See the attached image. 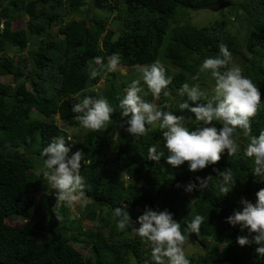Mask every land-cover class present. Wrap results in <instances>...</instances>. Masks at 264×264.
<instances>
[{"label": "trees", "instance_id": "16d2710c", "mask_svg": "<svg viewBox=\"0 0 264 264\" xmlns=\"http://www.w3.org/2000/svg\"><path fill=\"white\" fill-rule=\"evenodd\" d=\"M87 1L0 0V23L4 24L0 77H9L14 83L0 81V264H153L149 245L132 227L119 231L112 219V209L125 205L134 227L139 226L136 208L141 215L146 207L167 210L182 228L196 215L203 216L199 235L192 233L203 254L187 257L190 264H264L255 245L236 243V237L246 235V230L241 232L225 222L234 211L242 210L241 198L253 202L256 191L264 188V182L252 176V159L243 154L248 143L243 130L234 132L240 148L236 156L229 157L225 150L217 164L198 172H190L187 162L179 167L169 165L167 170L164 158L160 162L147 158L150 146L163 148L161 130L147 125L145 136L132 137L119 126L118 107L124 89L139 76L136 66L159 59L172 78L169 95L162 92L154 99L149 93L144 98L163 111L181 115L178 105L187 99L178 94L182 84L198 83L207 93L201 102L212 95L210 73L201 74L198 81L191 79L202 61L218 54L223 43L235 62L243 45L250 54L241 61L244 75L261 91V111L251 119L252 134L259 135L264 130V0H244L236 7L231 4L241 18L240 25H246L243 44L219 21L203 28L189 24L170 28L179 15L216 6L218 0H89L109 15L116 9L119 12L121 4L125 6L123 18L118 13L113 17V22L120 19L119 25L112 26L115 30L107 28L109 16L83 17L81 8ZM24 17L26 27L13 30L12 24ZM10 49L16 50V58L8 55ZM116 52L122 57L120 67L130 68L126 80L115 84L114 72L89 79L88 62L96 56L106 62ZM101 82L102 94H95ZM89 95H102L116 108L106 129L87 130L74 120L77 114L71 111L72 105ZM166 96L172 98L171 103H165ZM183 114L192 118L188 127L194 129L192 114ZM71 119V126L81 127V132L72 134L69 155L80 150L85 160H92L91 165L82 161L80 170L88 184L89 202L86 206L80 203L78 217L69 213L68 206L56 209L60 219L50 235L56 200L55 191L38 175L43 168L41 152L54 136L63 135L67 140V132L57 121ZM111 148L113 156L106 158ZM213 168L233 170L236 183L228 194L222 196L214 187L215 178L208 189L185 190L190 182L196 183L197 176H215ZM83 220L91 223L89 228H83ZM97 220L100 228L95 226ZM7 221H23V225ZM76 245L88 249L92 258L83 256Z\"/></svg>", "mask_w": 264, "mask_h": 264}, {"label": "clouds", "instance_id": "9594fccd", "mask_svg": "<svg viewBox=\"0 0 264 264\" xmlns=\"http://www.w3.org/2000/svg\"><path fill=\"white\" fill-rule=\"evenodd\" d=\"M3 28L4 24L0 23V30ZM121 61L122 57L118 52L107 56L106 62L102 56L93 57L88 62L89 79L115 72ZM136 71L139 76L130 82L124 89L122 98H119V126L132 137L145 136L148 133L147 125L158 126L162 133L163 148L158 150L157 145L150 146L147 150L149 161L160 162L164 158L172 167H179L187 162L190 172L201 171L217 164L225 150L229 157L237 155L240 148L234 139V132L242 129L243 135L248 138L243 154L253 161L252 176L264 182V130L259 135H254L251 126V119L262 108L261 91L233 61V54L226 45L221 43L218 54L207 56L200 64L197 74L191 78L198 81L201 74L210 73L214 85L212 95L206 102H201V98L207 97V93L201 90L198 83H184L179 88L178 94L187 97L178 105L181 115L163 111L157 104L144 98L149 93L154 99H158L162 92L169 95L167 89L172 78L167 75V70L159 59L150 64L137 65ZM71 111L77 114L74 120L81 127L99 131L106 129L112 122L111 117L116 108L102 95H89L74 103ZM185 111L194 117V129L188 127L192 118L185 116ZM57 124L62 127L63 123L58 120ZM69 141V136L67 140L63 135L54 136L41 152L44 157L43 168L38 175H42L48 186L55 191L54 215L55 210L62 206L71 207L77 202L86 206L89 202L85 191L88 184L80 170L82 161L83 164L91 165L92 160H85L80 150L69 155ZM213 172L215 176H197L196 183L190 182L185 190L191 192L194 189H208L215 178L217 182L214 187L222 196L228 194L236 183L233 170L213 168ZM240 204L242 210L234 211L225 222L232 227L238 226L241 232L246 230V235L236 237L239 246L255 245L256 255L264 256V188L256 191L255 203L241 198ZM126 207L113 208L112 219L119 231L124 232L132 227L134 233L149 245L153 264H190L184 245L190 234L199 235L200 225L205 219L203 216L196 215L182 228L181 223L174 220L167 210L153 211L146 207L135 222L139 226L134 227L129 214L124 210ZM55 217L60 219L57 215ZM95 226L101 227L99 220L95 222Z\"/></svg>", "mask_w": 264, "mask_h": 264}, {"label": "rangeland", "instance_id": "374dc122", "mask_svg": "<svg viewBox=\"0 0 264 264\" xmlns=\"http://www.w3.org/2000/svg\"><path fill=\"white\" fill-rule=\"evenodd\" d=\"M243 1L244 0H225L224 2H226V3L224 5V7H221V5H220V6H212V7H208L205 9L196 10V11H186L185 15H183V16L179 15L178 16L177 22H171L170 28H173L176 25H185V24H189L191 26H194L195 28H203V27L210 26L213 23L219 21V22H223L227 26L228 30L230 31V33L232 35H235V36L237 35L240 43L243 44V42L246 38V34H247L246 25L244 22L242 23V26L240 25L241 18L238 17V14H237L235 8L231 7V4L235 5V7H236L239 2H243ZM118 7H119V9H121V10H119V12L116 9L112 13V15H109L107 10H100V9L94 8L92 3L88 0L86 5L81 8V11L85 14V16H83V17L86 19L91 18V17L100 18V17L109 16L110 19L108 20L109 22L107 24V28L108 29H111V28L114 29V27H112V26L119 25L120 19L119 20L117 19L118 21L113 22V17L116 16L117 13L120 14L122 16V18L124 16L123 11L125 9V6L123 4H121ZM240 12L241 11H239V13ZM72 18L79 19V16H72ZM25 25H26V17H24L23 19H17L12 24V28H13V30H19V29L25 28ZM52 31L55 32V29H52ZM238 50H239V52L237 55V59L235 60V63L238 64L243 69V74H244V66L242 65L241 61L242 60L244 61V56L249 57L250 54L247 51V49L244 48L243 45H242V47H239ZM8 55L9 56H15V58L18 56L16 50H14V49H10ZM23 55L25 56L26 54L23 53ZM170 70H172V69H170ZM129 72H130V68L123 67V66L119 67L114 72V74L116 75L115 84L120 85V83L122 81H125L126 80L125 76ZM0 81L3 83H9V84L14 86V83H12V81L10 80L9 77H0ZM26 86H28V88L30 89L28 83H26ZM103 86H104V84H103V82H101L99 84V86L96 87L95 94L96 93L102 94ZM211 92H212V90H211ZM165 100H166L165 103L169 104V103H171L172 98L170 96H166ZM72 120L66 121L65 123L62 124V127L65 129L68 136L71 138V141H69L70 145L73 144L71 142H74L72 134L76 133V132H81V127L71 126V124L69 122H71ZM151 126L152 127H158V126H153V125H151ZM113 152H114V149L111 148V150H109L107 152L106 158H111L113 156ZM108 167L110 168V166H108ZM163 167L166 168L167 170L170 169L169 165L167 163H165L163 165ZM132 182L137 183L134 179H132ZM80 203H82V202H77L76 204H74L73 206L70 207L69 213L72 216L77 215V217H78V209H79ZM253 203H255V198L253 200ZM133 211H134L135 217L137 219V217L140 216L141 214L137 208L133 209ZM7 223L9 225H13V226H22L23 225V221H7ZM81 225H84L83 228H89L91 223L87 220H83V221H81ZM40 240L46 241V237H42ZM196 241H197V237L194 234H192L191 238H189L187 243H185L184 251H185L186 257L199 256V255L203 254V249H201L199 247V245H197ZM75 248L83 256L87 257L88 259L92 258L90 253H89V250L85 249L83 246L80 247V246L76 245ZM91 264H92V262H91Z\"/></svg>", "mask_w": 264, "mask_h": 264}, {"label": "water", "instance_id": "95a60500", "mask_svg": "<svg viewBox=\"0 0 264 264\" xmlns=\"http://www.w3.org/2000/svg\"><path fill=\"white\" fill-rule=\"evenodd\" d=\"M221 1H223V2H221ZM225 3H226V2H224V0H218V2L216 3V4H217L216 6H220V5H221V7H224ZM227 4H228V3H227ZM228 5H229V4H228ZM57 223H58V220L55 219V220L53 221V223H52V225H51L49 231H48V233H49L50 235L53 234V230H54V228H55V226H56Z\"/></svg>", "mask_w": 264, "mask_h": 264}]
</instances>
